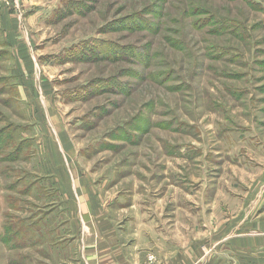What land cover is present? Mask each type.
Listing matches in <instances>:
<instances>
[{"label":"rangeland","instance_id":"rangeland-1","mask_svg":"<svg viewBox=\"0 0 264 264\" xmlns=\"http://www.w3.org/2000/svg\"><path fill=\"white\" fill-rule=\"evenodd\" d=\"M85 186L200 264L264 228V0H0V264H75Z\"/></svg>","mask_w":264,"mask_h":264},{"label":"crops","instance_id":"crops-1","mask_svg":"<svg viewBox=\"0 0 264 264\" xmlns=\"http://www.w3.org/2000/svg\"><path fill=\"white\" fill-rule=\"evenodd\" d=\"M78 197L76 204L72 199V206L69 203L63 209L70 236L65 242V238L58 242L62 248L74 251L75 264H148L149 253L168 264L194 262L190 253L179 257L176 249L164 248L159 236L153 242L152 235L135 232L122 224L116 210L100 194L89 192L87 186ZM256 227L261 231L224 236L231 256L224 255V262L206 260L205 264H264V228Z\"/></svg>","mask_w":264,"mask_h":264},{"label":"built area","instance_id":"built-area-1","mask_svg":"<svg viewBox=\"0 0 264 264\" xmlns=\"http://www.w3.org/2000/svg\"><path fill=\"white\" fill-rule=\"evenodd\" d=\"M148 264H168V263L158 261L156 257L154 256V254L149 253L148 254ZM192 264H200V263L199 261H197V262H193Z\"/></svg>","mask_w":264,"mask_h":264}]
</instances>
